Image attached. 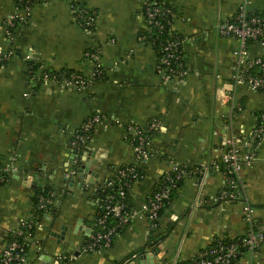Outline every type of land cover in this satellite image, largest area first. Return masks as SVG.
I'll return each mask as SVG.
<instances>
[{"label":"crops","instance_id":"crops-1","mask_svg":"<svg viewBox=\"0 0 264 264\" xmlns=\"http://www.w3.org/2000/svg\"><path fill=\"white\" fill-rule=\"evenodd\" d=\"M169 1L177 11L172 30L183 37L186 75L181 81L159 71L157 51L142 40L144 0L38 3L27 23L12 30L13 37L6 31L15 0H0V49L16 53L0 66V163L19 177L13 175L12 182L0 186V254L8 235L32 218L31 180L36 178L64 197L58 198V219L49 214L29 241L28 264H62L63 256L68 257L65 264H132L138 256L145 264L144 254L154 264L192 261L217 239L242 237L247 206L253 209L258 229L264 230V136L243 170L239 201L215 202L225 187L220 159L230 113L219 94L230 80L234 52L239 49L236 39L220 36L216 28L234 17L243 1ZM74 4L97 11L94 30L75 21ZM248 9L263 13L264 0H252ZM95 51L105 74L90 88L80 92L45 82L33 91L29 85L28 63L90 76L95 65L88 54ZM251 51L254 56L261 54L256 45ZM237 100L243 112L237 115L235 127L250 131L264 110V94L243 86L237 90ZM97 113L108 115L110 124L96 129L82 156L78 172L84 180L78 174L67 179L77 169L69 142ZM128 124L158 130L153 156L141 166V181L131 189L136 209H141L172 164L203 172L185 179L157 229L139 216L120 231L112 247L84 254L85 234H90L99 211L93 191L134 162ZM235 264H250V258L242 256ZM254 264H264V242Z\"/></svg>","mask_w":264,"mask_h":264},{"label":"built area","instance_id":"built-area-1","mask_svg":"<svg viewBox=\"0 0 264 264\" xmlns=\"http://www.w3.org/2000/svg\"><path fill=\"white\" fill-rule=\"evenodd\" d=\"M242 5L236 15L230 19L220 22L217 25V33L226 38H234L239 42V49L234 52V63L229 82L224 85L219 96L222 102H225L230 108L229 115L225 118L226 135L223 141V154L220 159L225 175V187L217 195L216 203H228L239 201L240 183L245 166L251 164L256 150L264 136V110L255 117L254 127L248 131L244 127L236 128L235 121L238 114L243 112V106L237 100V90L240 87H247L252 92L264 94V13L258 15L248 9L252 0H242ZM29 2L25 0L15 1V12L10 17L7 24L6 35H12V29L17 22L27 23L33 8L27 6ZM25 5V7H22ZM158 0H144L143 13L146 18V31L153 33L152 29L156 27L164 31V25L157 19L160 15L171 14V9L160 8ZM22 7V8H21ZM85 9L74 11L75 21L84 29L95 26L96 19H88L85 16ZM176 16L169 21L171 30ZM83 20L84 23L79 21ZM142 40L146 41V37L142 36ZM257 44L260 47L261 54L254 56L252 54V45ZM182 48V49H181ZM163 55L159 58L158 69L163 72L168 79L181 81L186 75L183 40H171L164 45L162 49ZM15 55L13 50L3 51L0 49V62L7 61ZM88 57L94 62L95 68L90 76L80 74L66 73L61 74L60 79H53L49 74L43 75V81L56 82L65 87H72L77 91H84L97 82L103 80L104 70L99 62L98 52L88 54ZM33 82V79L31 78ZM113 122V121H112ZM114 123V122H113ZM110 124V118L105 114H94L89 117L77 133L71 138L69 145L74 153L75 165L77 169L67 175V179L78 174V168L82 164V156L87 151L93 137L91 131L99 126ZM155 129L150 126L149 129H143L132 124L126 127L131 144L134 149V162L132 165L118 169L115 174V179H107L104 185L96 187L92 193V197L97 200L101 207V212L95 218L92 224V232L81 248L84 254H91L112 247L119 231L122 228L132 225L139 216L145 217L152 229H157L160 221V213L163 209L164 201L170 195V188L164 187L155 192L141 206V209H131L127 202V193L132 187L141 181L139 171L141 166L150 160L153 156V140L148 137V133ZM171 170L166 174V181L176 182L182 179H187L197 174H202L203 171L196 169L195 171H187L182 165L172 164ZM7 172L13 176V169H7ZM171 173H175L172 178ZM111 178V177H110ZM116 181L122 183L118 187V191L114 194L107 193L108 188H113ZM9 179L1 176L0 184L7 183ZM87 189L88 186L86 185ZM89 191V190H87ZM46 199L41 198L43 203ZM41 203V208L45 207ZM56 205H59L58 202ZM246 232L238 240L232 242L217 241L214 245L202 250L197 257L190 262L175 261L173 264H235L242 256H249L250 264H254V259L264 242V230H259L253 216L252 207L247 206L245 209ZM21 227H26V221L21 222L16 230L18 237H23L20 230ZM40 224L36 225L38 230ZM28 226V229H31ZM34 236L24 238L25 241H31ZM30 244V243H29ZM25 253L23 245L16 239L5 243L0 254V264H27V259L22 258ZM67 256L60 257L59 261L67 260Z\"/></svg>","mask_w":264,"mask_h":264},{"label":"trees","instance_id":"trees-1","mask_svg":"<svg viewBox=\"0 0 264 264\" xmlns=\"http://www.w3.org/2000/svg\"><path fill=\"white\" fill-rule=\"evenodd\" d=\"M25 1L29 2V4H27V6H31L34 9V6L36 4L42 3V2H46V1H49V0H25ZM158 2H159L158 6L160 8L171 9V14H168V15L162 14V15H160L157 18L159 21L161 20L160 22L164 25L165 29L161 33V31H159V29L154 27L152 29V31H153L152 34L149 33V31L145 30V32L142 33V36L146 37V42L150 43L153 46V48L157 51L158 58H161V56L163 55L162 49H163L165 44H167L169 41H171L173 39H175V40H178V39L179 40H183V37L179 36L177 33H175L173 30H171V25L168 24L169 21L173 20V16H177V11L174 8L173 4L169 0H158ZM22 7H25V5H23ZM79 9H85V11H86L85 16L88 19H91V18L97 19V11H95L93 9H89L87 7H84V6H81L79 4H74V11L78 12ZM254 13H257V12H254ZM263 13H257V14L258 15H263ZM79 22L80 23H84L83 20H81ZM21 24H23V23L17 22L15 27L18 26V25H21ZM88 28H89V30H94L95 26L93 25V26L88 27ZM11 37H13V31H12ZM250 45H252V47L254 45L258 46L257 44H250ZM183 56H185L184 53H183ZM9 60L4 61V62H0V66L5 65ZM185 70H186V68H185ZM63 73L71 75V74H75L76 72L63 71L62 73H57V72H54L53 70L44 68L42 65H38V64H34V63H28V65H27V74H28V79H29V85L31 84L30 86H31L33 91L39 90L41 85L44 84V81H43V75L44 74H49L51 78H53V79L55 78V79L59 80L60 77H61V74H63ZM77 74H79V73H77ZM31 78L33 79V82L31 81ZM261 113L262 112L258 113L257 115L259 116ZM93 115H91V116H93ZM127 126L128 125H126V127ZM149 128H150V125L148 126V128H145V129H149ZM95 132H96V129L95 130L93 129L90 133H91L92 136H94ZM157 132H158V130L153 129L147 135H148L149 138L154 140ZM129 140H130V142L132 141L131 137H129ZM133 145H135V143ZM183 168L186 169L187 171H195L197 169V168H190V167H187V166H183ZM7 169L8 168L6 167L5 164H1L0 163L1 176L4 177V178H7V180L9 179L8 183H10V182L13 181V176L11 175V173L7 172ZM139 172H140V174L142 176L143 175L142 171H139ZM171 175H172L171 177L174 178L175 173H171ZM114 177H115V175H113L109 179H113ZM184 181L185 180L182 179V180H179V181L171 183V182L166 181V175H165L162 178V180L160 181V184L155 187V189L153 190V192L151 193V195L149 197H151L155 192L159 191L160 189H163L164 187H166V188L169 187L170 188V195L163 203V209L161 210L160 216H163V214L170 208L171 204L173 203L174 199L177 196V192H178L179 188L182 186ZM104 183L101 184V185L103 186ZM121 184L122 183H119V182L116 181V185L112 189L108 188L107 193H110V194L116 193L118 191V187ZM4 185H7V183H1L0 184V186H4ZM60 197H64V194H62L60 191L54 189L51 186H42V187H39V188L34 190V194H33V197H32V218L30 220L26 221V227H21L20 228V230L23 233V237H18L16 235V231H13V232H11L8 235V237L6 238V241H5L6 243H8V242H10V241H12L14 239L19 241L23 245V247L25 249V253L22 254V258L26 259V255H27L28 248H29V245H30L29 242L25 241L24 238L35 236V234L37 232L36 225L37 224H41V222H43L45 220V218L49 214L53 216V220L54 221H56L58 219L59 210L57 208L58 205H56V203L58 202V198H60ZM41 198H45L46 199L43 202L44 205H45V207L43 209L40 207L41 203H42L41 202ZM96 202H97V200H96ZM127 202H128V205L131 207V209H136L135 206H134V203H133V199L131 197V191H128V193H127ZM98 206H99V211H98V214H99L101 212V207H100L99 204H98ZM28 226H31L32 228L28 229ZM127 227H129V226H127ZM127 227H125V228H127ZM125 228H122L120 231H122ZM120 231H119V233H120ZM238 239H236V240H238ZM217 241H223V242L227 243V242H232L233 240L217 239L212 245H214ZM212 245H210V246H212ZM66 261L67 260L62 261V264H65ZM187 262H190V261H187ZM12 264H18V262H13Z\"/></svg>","mask_w":264,"mask_h":264},{"label":"water","instance_id":"water-1","mask_svg":"<svg viewBox=\"0 0 264 264\" xmlns=\"http://www.w3.org/2000/svg\"><path fill=\"white\" fill-rule=\"evenodd\" d=\"M85 170H86V172H88L89 171V166L86 165ZM80 173H81V171H80ZM80 173L78 172V175H79L80 178L83 179V175H82V173L81 174ZM13 175H14L15 179H19V177L17 176V172H13ZM29 180H31V179H29ZM89 181H90V179H89ZM31 182H32L31 183V187L33 189H37L39 187H42V184L39 182V178H36V180H33V181L31 180ZM77 228H78V231L82 232L83 229L79 230V227H77ZM89 232H90V234H85L87 238L90 237L92 230H90ZM54 236L57 237V238H63V235L54 234ZM140 258H141V256H138L136 259H133L132 260V264H141L140 263ZM142 258L145 261V264H154V262L152 263V261H150L148 259V255L144 254V256H142Z\"/></svg>","mask_w":264,"mask_h":264}]
</instances>
